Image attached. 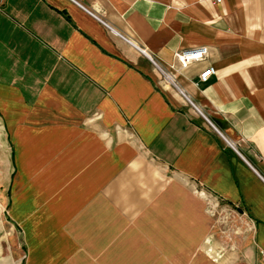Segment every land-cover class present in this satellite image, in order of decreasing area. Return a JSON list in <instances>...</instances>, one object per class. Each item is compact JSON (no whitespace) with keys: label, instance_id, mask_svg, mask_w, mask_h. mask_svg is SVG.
Returning a JSON list of instances; mask_svg holds the SVG:
<instances>
[{"label":"crops","instance_id":"0c3cea01","mask_svg":"<svg viewBox=\"0 0 264 264\" xmlns=\"http://www.w3.org/2000/svg\"><path fill=\"white\" fill-rule=\"evenodd\" d=\"M3 184L25 264H263L264 0H0Z\"/></svg>","mask_w":264,"mask_h":264},{"label":"rangeland","instance_id":"374dc122","mask_svg":"<svg viewBox=\"0 0 264 264\" xmlns=\"http://www.w3.org/2000/svg\"><path fill=\"white\" fill-rule=\"evenodd\" d=\"M158 71L161 73L160 75L163 81H166V83L173 82L169 81L166 75L159 69ZM172 84H174V82ZM2 149H4V147H2ZM1 151L4 156V150ZM4 187V184L3 186L0 185V196L2 200L4 197L3 194L5 193ZM209 199H211V197H209ZM208 203L210 204V209L213 210V202L208 200ZM215 204L216 230L218 234L216 236V264L219 262L221 264H246L244 259L245 252L242 249L238 250L237 244L235 243L237 238L235 232L238 231V234H240L245 230L244 227H246V225H244V219L239 213L235 214L231 207L221 203V200L216 199ZM233 230L236 231L234 232ZM26 252V245L21 237V228L9 217L0 235V264H25Z\"/></svg>","mask_w":264,"mask_h":264},{"label":"built area","instance_id":"2783aa9c","mask_svg":"<svg viewBox=\"0 0 264 264\" xmlns=\"http://www.w3.org/2000/svg\"><path fill=\"white\" fill-rule=\"evenodd\" d=\"M222 0H215V2H221ZM83 6V5H82ZM85 7V6H83ZM87 9V8H86ZM90 11V10H88ZM90 13H92L90 11ZM94 16L98 17L95 13H92ZM147 57L150 58V60L156 65V67L166 75V77L169 79V81H173V77L170 73H167L164 68L148 53L146 49L139 48ZM209 54V48L207 46H201L194 49H181L176 53V58L178 62L180 63L181 67H188L195 61H201L205 59ZM215 70L212 67L211 69H208L200 74V80L201 81H207L210 75L214 73ZM174 82V81H173ZM9 207L8 205L2 200L0 196V235L5 228V222L8 221L9 218ZM262 260L264 264V251H262Z\"/></svg>","mask_w":264,"mask_h":264}]
</instances>
